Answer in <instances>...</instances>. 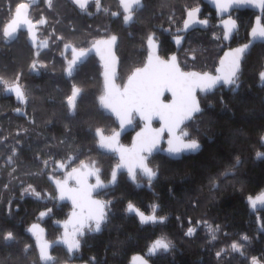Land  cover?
<instances>
[{
	"label": "trees",
	"instance_id": "trees-1",
	"mask_svg": "<svg viewBox=\"0 0 264 264\" xmlns=\"http://www.w3.org/2000/svg\"><path fill=\"white\" fill-rule=\"evenodd\" d=\"M194 1L147 0L142 22L134 30L136 47L152 27L178 26L185 6ZM124 37L123 64L125 57L130 61L141 55L131 50L132 38ZM186 43L184 48L189 45L190 49L182 55L183 64L202 71L216 66L222 49L207 32L191 35ZM162 49L167 53L174 45L165 39ZM261 72L264 44L257 43L245 55L239 86L201 97L203 112L186 125L190 137L201 142L202 149L181 159L160 154L153 157L151 163L157 165L158 177L150 191L136 192L120 181L111 196L104 232L90 240L91 245L84 250L86 256L93 255L105 264H128L131 255L144 253L154 241L163 239L176 245L174 256H155L153 264H250L253 257L264 264V204L253 207L249 201V197L254 199L264 191V155L257 157V153H264ZM47 91L51 93L54 88L48 85ZM101 91L98 88L96 93ZM88 93L77 116H70L62 103L50 102L43 95L32 105L36 120L32 125L26 123L24 133L16 119L1 120L0 264H41L24 229L47 202L20 196L25 185L55 193L47 177L49 169L43 166L45 160L73 156L74 164L99 162L106 173L114 161L93 146V136L87 131L102 115L104 120L97 126L104 130L115 126L112 118L95 106L93 87ZM10 198L14 200L9 208ZM129 201L147 209L155 204L160 214L167 213L170 219L142 224L135 215L125 212ZM189 228L193 229L191 235ZM9 232L10 240L6 239ZM234 243L239 251L232 249Z\"/></svg>",
	"mask_w": 264,
	"mask_h": 264
},
{
	"label": "flooded vegetation",
	"instance_id": "flooded-vegetation-1",
	"mask_svg": "<svg viewBox=\"0 0 264 264\" xmlns=\"http://www.w3.org/2000/svg\"><path fill=\"white\" fill-rule=\"evenodd\" d=\"M142 1L143 6L141 8L136 7L133 11H131L133 16L128 21L127 25L123 19L126 13L123 10L121 0H99V6H97L96 0H88L86 7L83 9L80 8L75 0H0V124L1 120L4 118H14L19 121V125L24 133L26 123L32 125L34 120H36L32 105L39 102L43 95H46L47 100L50 102L62 103L65 106L67 114L70 116H77L79 114V107L81 103L88 98L89 93L86 91L88 87H93V94H95V106L107 115L104 110L100 108L98 103V99L104 91L102 61L96 53L87 54L80 57L76 61V63L72 66L71 74H69L67 71L68 63L72 59V50L74 48L88 49L97 40L108 39L113 35L116 36V45L114 46L120 62L117 82L122 85L124 84L128 74L133 69L144 64L148 52L147 40L152 34H155L153 39L160 43L159 52L162 57L168 58L170 54L176 51L178 53L180 64L184 70L192 68L198 69L194 66H186L182 63L184 53L186 54L183 49H185L184 46L187 44L186 41L191 35L208 31L210 32L211 29H216L218 31L217 38L221 41L223 51V49L227 46L238 45L248 40V31L252 26L254 18L258 15L257 12L250 9H232L230 14L226 17L235 19L238 29L233 35L232 42L226 45L222 41L224 28L219 25V21L224 18L218 17L217 11L210 6L209 2H213V0H208L209 2L206 0H195L193 4L185 6L183 17L178 26L171 27L163 24L154 26L152 27L150 33L144 39L142 38L141 44L136 47L134 30L136 29L135 26L142 22L140 19L147 3V0ZM20 3L28 5L26 10L27 18L32 22V32L29 33V25L21 23L17 26L16 31L11 36L5 37L4 27L11 22ZM196 7L199 8V12L197 13L198 19L207 20V27L194 29L190 32H180L179 29L183 26V21L186 17L187 11ZM22 14L23 9H19L18 15ZM41 20L44 22L38 23ZM247 22L248 24L246 25ZM125 35L130 39L132 38L131 50L133 52H140L141 55L139 58H136L135 55V58L132 60L130 59V61H127V58L125 57V64H123L124 60L122 57V49H126ZM181 35L185 36L184 41L181 48L177 50V43L174 38ZM165 39L171 41L174 45V49L167 53L163 52L162 49L163 40ZM189 59H192V57H189ZM33 64H35V68H33ZM123 68L126 70L128 69L129 71L124 77L122 76ZM16 84H19L22 92L24 93L25 99L23 103L16 98L14 92L7 90L8 87ZM48 85H51L54 88L53 92L47 93ZM98 88H102L100 93H96ZM231 88L235 87L232 86ZM73 89L77 90V96L74 107H70L67 103V98L71 96ZM165 100H168V97H165ZM103 120L104 117L102 115L95 126L102 123ZM112 120L115 126L109 132H106L101 126L94 128L87 127V131H89L93 136V146L97 149L98 139L96 136V130L102 129L104 133L110 134L117 128L113 118ZM134 125V130L126 133L122 137V143H130L133 132L141 127L140 120L136 119ZM154 125H157V123ZM87 149L89 148L87 147ZM79 150H82V147ZM107 154L114 158V161L111 163L107 173L104 166H101L99 162L85 160L75 166L80 165L82 162L92 163L96 167L100 168L99 176L101 179L103 181H109L111 177V170L118 160L114 153ZM156 155H153L148 159V164L154 171L158 172L157 165L151 163V159ZM75 166L71 165L68 168V164H66L60 167L61 169L64 168V170H67ZM58 177H61V175H58ZM157 177L158 174L153 180H151V182H149L148 177L145 176L140 169H136L135 180L128 175V172L120 173L117 177L116 184L112 188L104 190L97 195L99 198L107 201L108 217L111 211V196L120 181L124 180L127 182L132 190L136 192L142 190L150 191L152 190L153 183ZM48 196H50L49 198L52 201L50 202L52 207H48L46 205L45 208H48L42 211L40 210L34 220L30 223L34 221L41 223L42 226L46 228V239L53 241L63 237L64 230L72 232L73 226H66L65 223H61L67 221L72 207L69 203L59 204L56 193ZM129 203L137 206L146 214H154L158 218L157 221L149 222L147 224H155L161 221L168 222L170 219L169 214H160V209L155 204H150L149 209H147L144 207L141 208L135 202L129 201L126 204L125 212L128 213V215H135L137 219L138 217L136 214L128 212L127 209ZM17 208L18 207L16 206V209ZM41 212L45 213V215L41 216ZM161 217L163 220L159 219ZM94 225L95 223L93 221L87 222L86 226L82 229L83 234L81 235L79 233L77 236V240L80 242V247L78 250L73 251V253L69 252L63 245L55 246L51 251L54 257V262L52 264H105L104 260H99L93 255L86 256L84 252L85 248L91 245L90 240H92L94 236L100 235L104 232V227L99 232L90 231V228L94 229ZM31 240L33 241L32 238ZM164 241L170 244V248L168 250L157 248L154 252H150L152 245L155 243L154 241L150 246H148L144 253L136 254L147 256L151 264H153V257L158 255L163 254L166 258L170 259L174 256L176 245L168 240ZM34 246L36 248L35 244ZM133 255L129 257L128 264H130V260ZM37 257L41 263L38 256V250Z\"/></svg>",
	"mask_w": 264,
	"mask_h": 264
},
{
	"label": "snow or ice",
	"instance_id": "snow-or-ice-1",
	"mask_svg": "<svg viewBox=\"0 0 264 264\" xmlns=\"http://www.w3.org/2000/svg\"><path fill=\"white\" fill-rule=\"evenodd\" d=\"M81 9L86 7L88 0H75ZM139 0H121V4L125 13H130L131 6L138 3ZM217 9L220 12H226L234 5L244 6L249 5L256 7L264 12V0H213ZM99 6V0H96ZM28 5L20 3L17 12L11 22L4 27V36H11L21 23L29 25V33L32 32V22L27 18ZM19 9H23V14L18 15ZM199 8H194L188 12V19L184 21V27L188 28L190 23L196 22L195 18ZM125 22L131 19L130 14L123 17ZM41 20L38 23H43ZM199 23L207 24V20H200ZM223 39H229L233 29L236 28V21L234 19L223 20ZM251 36L253 39L259 37L264 39V25L261 24V17H256L255 26L251 28ZM116 36H111L108 39H100L95 42V50L100 54V58L104 61L106 72V95L101 97V103L105 108L110 109L115 113L120 122V127L124 128L126 125L133 124L137 116L144 122L143 127L136 133L135 143L131 148H116L113 147L117 140L119 133H114L110 137L101 136L100 146L119 153V158L123 162L122 165H117V168L123 166L127 168L129 176L135 180L136 169L139 168L145 176L148 177L149 182L156 176V172L148 166V158L145 154H151L153 150L158 148L163 134L167 132V151L171 155H179L181 153H195L199 150L200 145L196 139L190 137L186 128V122L192 121L195 114L200 113L201 107L197 97V91L210 92L221 83L223 85H235L238 79L240 64L242 57L249 48V44H244L241 47L231 49L224 53L223 58L219 61V67L216 68V75L208 72L199 73L194 71H183L177 63L175 55L170 57V60H163L159 57H154L152 49L155 48V43L152 36L148 37L149 54L147 64L143 68H138L135 73V78L128 81L127 86L120 91L115 84L111 83L108 75L115 56L113 54V45L116 42ZM176 43H180V38H176ZM87 55L85 49L72 50V59L68 63L67 71L72 72V66L80 58ZM33 64V68H35ZM261 80H264V72L260 73ZM8 91L14 92L16 98L23 103L24 93L19 84L10 86ZM165 92L171 94V101L165 103L161 97ZM77 90L73 89L71 96L67 98V103L70 107H74ZM153 120H159L160 126L152 127ZM264 153H257V157H261ZM239 164V160H237ZM83 167V165H82ZM95 175V184L88 183V176ZM69 178L74 179L76 187H68L67 181H55L59 190V199H68L71 201L79 212L72 213V219L68 223L73 224L71 233L65 232L64 243L67 245L68 251L80 247L79 241L75 238L77 233L83 234L82 229L86 226L88 221H94V229L90 231H99L101 223L106 220L105 209L107 204L104 201L94 199L92 196L96 188L103 187L98 172L78 173L77 169L73 168L69 173ZM112 179L115 181L116 172L113 171ZM30 189H25L29 191ZM39 195L38 193H34ZM249 201L253 207L259 202L264 204V193L256 196L255 199L249 197ZM128 211L135 212L140 218L141 223L155 222L157 217L155 215L146 216L143 212L136 209L131 203L128 204ZM51 211V210H49ZM41 216L45 213L41 212ZM163 220V218H160ZM67 226V225H66ZM33 228L36 225L32 226ZM193 232L189 228L188 235ZM12 233L7 234L6 239H11ZM246 240L247 237H244ZM37 240L39 236L37 234ZM40 257L42 260L50 259L47 255V243H40ZM157 248L168 250L170 244L163 239H158L152 245L150 252H154ZM234 251H239L237 244L232 245ZM220 253H217L219 256ZM133 264H146L141 257L134 256L132 258ZM251 264H259L255 257L252 258Z\"/></svg>",
	"mask_w": 264,
	"mask_h": 264
},
{
	"label": "water",
	"instance_id": "water-1",
	"mask_svg": "<svg viewBox=\"0 0 264 264\" xmlns=\"http://www.w3.org/2000/svg\"><path fill=\"white\" fill-rule=\"evenodd\" d=\"M206 1H208V0H206ZM208 2H209V1H208ZM209 3H210V6H211L213 9H215V10L217 11V16L220 17V18H224V19H222V20L219 21V25H220L221 27H223V23H222V21H223V20H227V19L230 18V17H226V16L230 14V12H231L232 9H250V10H253V11H255V12L258 13L257 16H260V17H261V24L264 25V22H263V14H264V12H261V10L258 9V8H256V7H252V6H249V5H244V6L234 5V6H232L231 8H229L228 11H226V12H220V11L217 9L215 3H213L212 1L209 2ZM142 6H143V1H142V0H139L138 3H135V4H133V5L131 6V11H133L136 7H137V8H141ZM196 8H198V7H196ZM192 9H194V8H191V9H189V10L187 11V14H186V17H185L184 21L188 19V12H189L190 10H192ZM123 10H124V8H123ZM131 11H130V13H126V14H130V16H131V18H132L133 13H131ZM257 16H256V17H257ZM256 17L254 18V21H253V23H252V26L250 27V29H249V31H248V40H247L246 42H244V43H241V44H238V45H234V46H227L226 48H224L223 51H222V53H221V55H220V57H219L218 63H217L216 67H215L213 70H204V71H202V70L193 69V68H192V69H188V70H184V69L182 68L181 64H180V61H179V58H178V53L175 51V52H173L172 54H170V56H169L168 58H164V57H162V56L160 55V52H159V50H160V43H159L158 41H155V40L153 39V40H154V43H155V48L152 49L151 51L153 52L154 57H159L160 59H163V60H170V57L173 56V55H175V56L177 57V63L179 64V66L181 67V69H182L183 71H194V72H199V73L208 72V73H211V74H213V75H216V74H217L215 70H216L217 67H219V61H220L221 58H223L225 52H227V51H229V50H231V49H235V48H237V47H241V46H243L244 44H249V48L246 49V51H245V53H244V55H243V57H242L241 64H240V70H239V73H238L237 83H236L235 85H223V84L221 83L220 85H217L216 88L212 89L210 92H204V93H202V92L197 91V97H198V100H199L200 107H201V110H202V111H201L200 113H198V114H195V115H194V118H195L197 115L201 114V113L203 112V110H204V107H203V105H202V103H201V100H200V96L203 97V96H205V95L212 94V93H214V92H215L216 90H218V89H222V88H223V89H230L232 86L235 87V88H237V87L239 86V82H240L239 79H240V76H241V72H242V68H243V61H244L245 55H246V54H247V53L253 48V46H254L255 44H257V43H263V44H264V39H261V38H259V37L253 39L252 36H251V28H252L253 26H255ZM231 19H233V18H231ZM195 20H196V22L190 23L188 28H185V27H184V21H183V26L179 29V31H180V32H190L191 30H194V29H198V28H201V29H202V28L207 27V24L199 23L200 19H198V16H196ZM234 20H235V19H234ZM235 21H236V20H235ZM126 24L128 25V22H126ZM237 29H238V26H237V22H236V28L233 29L231 35L229 36V39L225 40V39L222 38V41H223L224 44L228 45V44H230V43L232 42V40H233V35H234V33L237 31ZM151 36L154 38V37H155V34H152ZM178 37L180 38V41H181V42H180L179 44H176V48H177V50H179V49L181 48L185 36H184V35H181V36H178ZM176 38H177V37H175L174 40H176ZM147 41H148V40H147ZM95 42H96V41H95ZM94 45H95V43H94L91 47H89L88 49H85L86 52H87V54H90V53H96V54H97ZM114 45H116V43H115ZM114 45H113L112 50H113V54H114V56H115V60L113 61L110 70H108V75H109V79H110L111 83L115 84L116 87H117L120 91H123V89L125 88V86H127L128 81H129V80H132V79L135 78L136 70H137L138 68H143V67L147 64V58H148V54H149V48H148L147 57H146V60H145L144 64L141 65V66L138 67V68L133 69V70L128 74V76L126 77L124 84L121 85V84H119V83L117 82V78H118V76H119V66H120V62H119V57L117 56V54H116V52H115V46H114ZM147 46H148V43H147ZM75 49H76V48H75ZM77 50H79V49H77ZM97 55L100 57V54H97ZM100 59H101V58H100ZM101 61H102V65H103V72H102V75H103V78H104V91H103V94L99 97V99H98V103H99L100 108L103 109L104 112H105L107 115L111 116V117L114 119V121H115V123H116V125H117V128L114 129L110 134H106V133H104V131H103L102 129H97V130H96V136H97V139H98L97 147H98V149L101 150L102 152H105V153H114L118 161H117V163L113 166V168H112V170H111V177H110V180H109V181H103V180L101 179V177L99 176V177H100V180H101L102 183H103V187L96 188V189L93 191L92 196H93L94 199L104 201V202L107 204V201H106L105 199H101V198H99L97 195H98L100 192L104 191V190H107V189L112 188V187L116 184V182H117V177H118V175H119L120 173H122V172H127V168H126V167H123V166L117 168V165H118V164H119V165H122V164H123V162H122V161L120 160V158H119V153H118V152H115V151H112V150H109V149H107V148H103V147H101V146H100V139H101V136H103V137H110V136H112L114 133H119V135H118V137H117V140H116V142L114 143L113 147H116V148H131V147L133 146V144L135 143V140H136V133L139 132V131L141 130V128H142L143 125H144V122L140 120L139 116H137L136 119H139V120H140L141 127L133 132V135H132V137H131V141H130L129 144H124V143L121 142L122 137H123L126 133H128V132H132V131L134 130V128H135L134 122H135L136 119L134 120L133 124H131V125H126L124 128H121V127H120V122H119V120L117 119L115 113H113L110 109L105 108V107L103 106V104L101 103V97H103V96L106 95V79H105L106 68H105L104 61H103L102 59H101ZM165 97H168V100H165ZM161 99H162L165 103H168V102L171 101V94H170L169 92H165L164 95L161 97ZM194 118H193V119H194ZM190 122H191V121L186 122V125H187L188 123H190ZM155 123H157V125H154ZM186 125H182L181 127H182V128H185ZM159 126H160V122H159V120H153V122H152V127L157 128V127H159ZM186 131L188 132L187 129H186ZM188 133H189V132H188ZM167 138H168V134H167V132H165V133L163 134V138H162L161 141H160V144L158 145V148L155 149V150H153V152H152L151 154H145V155H147V158H148V159H149L150 157H152L153 155H156V154H159V153L162 154V155H164V156H167V157H169V158H171V159H181L183 156H187V155H191V154H196V153H198V152L202 149V146H203L202 143L199 142V141L197 140V141L199 142V145H200V148H199V150H198L197 152H195V153H181V154H179V155H171V154H169L168 151H167V147H168L167 142H166V141H167ZM262 142L264 143V135H263V137H262ZM147 162H148V160H147ZM82 165H83V167H82ZM148 166H149V164H148ZM149 167H150V166H149ZM73 168L77 169V172H78V173H81V174H83V173H87V172H98V175H99V172H100V168L96 167L94 164L89 163V162H82L80 165L75 166V167H72V168L66 170V171L64 172V174H63L61 177H58V176L54 175L53 173H49V174L47 175L48 180L50 181V183H51V184L53 185V187L55 188V191H56V197H57V201H58V203H59V204H62V203H69V204L71 205V207H72V209H71V211H70V215H69L67 221H66V222H61L62 224L65 223L66 225H69V226H71V227L73 226V224L68 223V221L72 219V213H73L74 211H75V212H79V209H78V208H75V207L72 205V203H71L70 200H68V199L60 200V199H59V190H58V188H57V186H56L55 181H57V180H59V181H61V182L67 181V186H68V187H76L77 185H76V183H75V180L69 178V173L72 172V169H73ZM150 168H151V167H150ZM137 169H139V168H137ZM113 171L116 172V179H115V181H113V179H112V173H113ZM155 172H156V171H155ZM156 173L158 174V172H156ZM157 174H156V176H157ZM128 175H129V174H128ZM156 176H155V177H156ZM153 179H154V178H153ZM153 179H152V180H153ZM95 182H96V177H95V175L88 176V183H89V184H95ZM261 193H264V191L261 192ZM261 193H260V194H261ZM260 194H259V195H260ZM257 196H258V195H257ZM254 199H255V198H254ZM258 203H259V202H258ZM260 204H261V203H260ZM132 205H133V204H132ZM133 206H134L136 209H138L139 211L143 212V211L140 210L137 206H135V205H133ZM105 212H106V217H107V218H106L105 221H103V222L101 223V229H100L99 231H101V230L103 229L104 224H105V223L108 221V219H109V217H108V209H107V207H106V209H105ZM128 212L131 213V214H136L135 212H130V211H128ZM143 213H144L146 216L154 215V214H150V215H149V214H146L145 212H143ZM137 217H138V216H137ZM138 219H139V221H140V218H139V217H138ZM159 219H160V218H159ZM157 220H158V218H157ZM157 220H156V221H157ZM93 222H94V221H93ZM149 222H152V221H149ZM149 222H148V223H149ZM61 223H60V224H61ZM94 223H95V222H94ZM140 223H141V222H140ZM142 224H147V223H142ZM33 225H36V227L33 228V227H32ZM94 227H95V225H94ZM99 231H92V232H99ZM65 232H69V231L64 230V231H63V237L58 238V239L53 240V241H50V240H47V239H46V228L43 227L41 223L34 221V222L30 223V224L25 228V233H26L27 235H29L30 238L33 239L34 244L36 245V248H37V250H38V256H39V259H40V261H41L42 264H52V263L54 262V257H53V255H52L51 251H52V249H53L55 246H57V245H63V246H65V247L67 248V245L63 242V241H64V235H65ZM69 233H71V232H69ZM37 234H38V236H39V241L37 240ZM78 235H79V233L76 234V236H75L76 239H77V236H78ZM78 241H79V240H78ZM40 243H47V244H48L47 255L50 257V259H46V260H42V259H41V257H40V248H39V244H40ZM79 243H80V242H79ZM67 249H68V248H67ZM75 250H78V249H73L71 252L73 253V251H75ZM134 256H136V257H141V258L143 259V261L146 262V264H151L150 261L148 260L147 256H144V255H142V254H135V255L132 256V258H133ZM132 258H131V260H130V264H133ZM257 261H259V264H263L260 260L257 259ZM67 264H68V263H67ZM83 264H88V263H83ZM250 264H251V263H250Z\"/></svg>",
	"mask_w": 264,
	"mask_h": 264
},
{
	"label": "rangeland",
	"instance_id": "rangeland-1",
	"mask_svg": "<svg viewBox=\"0 0 264 264\" xmlns=\"http://www.w3.org/2000/svg\"><path fill=\"white\" fill-rule=\"evenodd\" d=\"M151 31V30H150ZM150 31H149V33H150ZM171 31H172V29H171ZM148 33V34H149ZM209 35H210V37L211 38H213L216 42H217V44H218V46L222 49V44H221V41L217 38L218 37V31L216 30V29H211L210 30V32L208 31L207 32ZM189 49H190V47H189V45H188V47H186L185 49H183L184 50V52H189ZM183 50H182V52H183ZM188 57H193V55H192V53L191 54H189L188 55ZM123 70L125 71V73H122V76L124 77L129 71H128V69L127 70H125L124 68H123ZM122 70V71H123ZM92 87H88L87 88V90L86 91H88L89 89H91ZM94 127H97V125L96 126H94ZM113 129V128H112ZM112 129H110V130H105L106 132H109V131H111ZM187 130H188V128H186ZM80 163V161L77 163V164H79ZM59 164H61V165H59ZM66 164H68V168L72 165H77V164H74L73 163V156H72V158H66V160H56V159H50V160H45L44 162H43V166L45 167V168H48L49 169V172L48 173H53V174H55V175H62L61 173L63 172V170H61V167L60 166H64V165H66ZM62 169H64V168H62ZM25 189H30L29 191H25ZM47 192H43V191H39V190H36L35 189V187H33L32 185H25V186H23L22 187V189H21V196L20 197H22V199H24L26 196H30V197H32V198H34V199H38V200H42V202H48L46 205L48 206V207H52L50 204V202H52L51 201V199L49 198L50 196H48V195H50L49 193V190H46ZM49 192V193H48ZM34 193H38L39 195L37 196V195H35ZM53 198H55V197H53ZM10 200V202H9V204H8V207L10 208V206H11V203H12V201L14 200L13 198H10L9 199ZM48 207H46V208H48ZM45 208V206H44V208H42V210H45L46 209ZM41 210V211H42ZM37 216V215H36ZM168 241H170V240H168ZM171 242V241H170ZM252 261V260H251Z\"/></svg>",
	"mask_w": 264,
	"mask_h": 264
}]
</instances>
